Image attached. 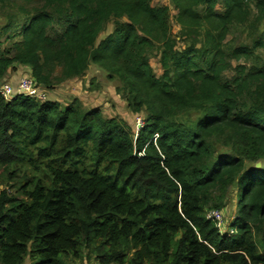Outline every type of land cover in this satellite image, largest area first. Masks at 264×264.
<instances>
[{"label":"trees","instance_id":"trees-1","mask_svg":"<svg viewBox=\"0 0 264 264\" xmlns=\"http://www.w3.org/2000/svg\"><path fill=\"white\" fill-rule=\"evenodd\" d=\"M153 1L0 0V82L21 65L53 88L96 64L145 113L134 133L78 98L0 94V181L15 190L0 189V264H264V64L226 76L264 50V28L252 47L224 43L234 25H264V0H170L176 16ZM187 109L201 113L192 125L177 119ZM234 191L229 233L207 211Z\"/></svg>","mask_w":264,"mask_h":264},{"label":"rangeland","instance_id":"rangeland-1","mask_svg":"<svg viewBox=\"0 0 264 264\" xmlns=\"http://www.w3.org/2000/svg\"><path fill=\"white\" fill-rule=\"evenodd\" d=\"M154 5H169L171 8L172 16H176V10L173 9L170 0H154ZM221 11L222 8L218 7ZM8 15V9H0V31L3 29ZM114 28V21L111 20L105 31L101 33L99 40L103 39L109 33L112 32ZM264 25L257 24L256 26L247 25H234L231 27L230 32L228 33L225 40V50L229 53L234 48L240 46H249L252 47L254 39L260 34ZM172 34L174 35L177 41V49L183 50L189 44V39L181 33V27L172 19ZM98 40V41H99ZM1 41L3 42L1 47H4L9 42H5V37H2ZM150 63L153 67L157 76H161L163 69L160 64V53L156 49L154 50L150 57ZM238 64H245L248 67L251 66H261L264 64V50L257 49L255 51V57L253 59L245 60L241 58L231 59V68L226 72L227 77H232L236 74V66ZM49 70L53 71L56 77L61 76L62 65L59 62L51 63L48 67ZM30 69L28 66L15 65L13 69L9 71L6 77L0 82V86L11 85L17 86L19 80L25 76H30ZM121 86L120 81L117 78L110 79L108 77V72L102 67L91 64L87 70L85 76L81 78L74 79H65L61 82H58L54 85L53 88H46L44 86H39L38 90L40 93H45L43 100H52L58 101L62 105H67L72 102L73 99L78 98L83 106L86 109L99 108L104 115L107 117H120L122 118L127 125L135 132L136 130V120L138 117L141 119L145 118V113H133L127 105V102L121 93H118V87ZM200 112L195 109H187L181 111L177 119L187 125H192L197 118L200 116ZM216 151L215 154H230L231 150L222 145L220 142L215 143ZM256 165H261L260 162ZM11 185L6 181H0V189H7L9 192H15L14 189H11ZM235 193V195H233ZM228 195L227 205L221 209L215 207H209L207 214H210L212 211H220L223 216V221L221 224V230L228 231L232 233L231 223L237 216L239 211L238 200L236 197V191ZM26 264H29V260L26 261ZM69 264H99L94 258L90 260L82 259L75 260L70 259Z\"/></svg>","mask_w":264,"mask_h":264},{"label":"built area","instance_id":"built-area-1","mask_svg":"<svg viewBox=\"0 0 264 264\" xmlns=\"http://www.w3.org/2000/svg\"><path fill=\"white\" fill-rule=\"evenodd\" d=\"M38 85L31 76H25L21 78L17 86L5 85L0 86V94L3 95L6 99H10L16 95H29L34 96L37 99L45 97V93H40L38 90ZM144 126V121L140 117L136 120V131H139ZM208 218H211L217 222L218 227L221 228L223 221V216L220 211H212L210 214H207Z\"/></svg>","mask_w":264,"mask_h":264},{"label":"water","instance_id":"water-1","mask_svg":"<svg viewBox=\"0 0 264 264\" xmlns=\"http://www.w3.org/2000/svg\"><path fill=\"white\" fill-rule=\"evenodd\" d=\"M256 166H259V165H256Z\"/></svg>","mask_w":264,"mask_h":264}]
</instances>
